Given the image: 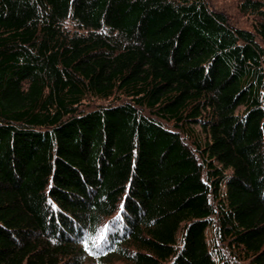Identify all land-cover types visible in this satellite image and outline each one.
<instances>
[{
	"label": "trees",
	"instance_id": "16d2710c",
	"mask_svg": "<svg viewBox=\"0 0 264 264\" xmlns=\"http://www.w3.org/2000/svg\"><path fill=\"white\" fill-rule=\"evenodd\" d=\"M0 0V264H264V0Z\"/></svg>",
	"mask_w": 264,
	"mask_h": 264
},
{
	"label": "rangeland",
	"instance_id": "374dc122",
	"mask_svg": "<svg viewBox=\"0 0 264 264\" xmlns=\"http://www.w3.org/2000/svg\"><path fill=\"white\" fill-rule=\"evenodd\" d=\"M209 3L212 7L224 12L232 24L242 27L250 26V16L239 11L236 0H209Z\"/></svg>",
	"mask_w": 264,
	"mask_h": 264
}]
</instances>
